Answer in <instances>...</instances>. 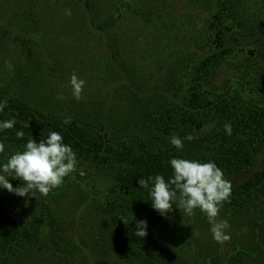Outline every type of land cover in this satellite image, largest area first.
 Wrapping results in <instances>:
<instances>
[{"label": "rangeland", "instance_id": "rangeland-1", "mask_svg": "<svg viewBox=\"0 0 264 264\" xmlns=\"http://www.w3.org/2000/svg\"><path fill=\"white\" fill-rule=\"evenodd\" d=\"M123 1L88 0L90 9L85 10L76 8L74 0H0V95L23 97L45 111L72 108L89 121L106 123L109 134L116 138L138 135V99L147 98L149 104L161 101L159 96L171 79L169 70L181 55L176 51L190 47L188 37L183 36L189 30L181 13L192 10L187 9L186 0H173L169 5L161 0H126L131 5L121 8ZM156 6L180 16L179 21L173 19L174 30L162 29ZM262 13L264 20V4ZM145 14L152 18L150 22ZM112 17L116 22L104 36L95 31L94 23ZM166 17L163 12L161 20ZM196 21L202 23L199 17ZM73 73L85 81L80 100L72 96L68 84ZM123 73L128 75L127 82L121 80ZM229 76L225 66L211 77L209 85L220 88ZM259 93L263 99L264 92ZM79 164L47 196L34 191V197L26 200L0 189V195L6 193L26 205L40 206L42 201L52 200L70 241L68 252H58L45 227L40 246L16 255L0 250V264H142L135 255H121L124 233L115 225V216L97 207L113 189L112 170L109 175ZM10 182L13 187L21 183ZM173 209L168 218L153 210L149 243L161 264H205L210 258L221 263L236 250L250 253L243 264H264V209L259 218L250 213L224 215L220 210L217 220H227L230 225L226 230L230 238L223 243L212 238L211 225L199 209L198 217L181 214L175 205ZM3 232L0 225V234Z\"/></svg>", "mask_w": 264, "mask_h": 264}, {"label": "trees", "instance_id": "trees-1", "mask_svg": "<svg viewBox=\"0 0 264 264\" xmlns=\"http://www.w3.org/2000/svg\"><path fill=\"white\" fill-rule=\"evenodd\" d=\"M186 1L187 9L192 11L182 12L181 17L187 21L189 32L183 36L188 37L190 47L176 51L181 55L174 60L173 70H169L171 79H167V88L159 96L161 101L149 104L147 98L139 97L135 109L141 128L138 135L129 133L128 138H116L109 134L106 123L89 121L72 108L45 111L23 97L0 95V100L8 105L0 113V120L14 116L17 121L13 129L0 132V140L7 145L0 162L9 152L22 149L32 137L39 140L46 138L49 131L60 132L64 142L76 152L79 165L107 171L109 175L112 170L113 189L97 207L115 216V225L124 233L121 255H135L142 264L161 263L149 243L155 214L151 201H147L148 189H140L137 181L157 173L170 176L168 161L173 156L216 162L232 186L229 200L220 209L224 215L250 213L259 218L264 209V98L258 97L260 90L264 92V0ZM74 2L76 8L90 9L88 0ZM130 5L125 0L121 8ZM155 9L159 11L157 19L162 29L174 30L173 19L179 21L180 16L159 6ZM163 12L164 17L172 15L161 20ZM197 17L202 23H197ZM147 19L150 22L152 18ZM115 22L112 17L93 26L105 31ZM113 61L118 65L117 60ZM225 66L230 74L226 84L220 88L209 85L211 77ZM127 79L123 73L121 80ZM65 117H70L71 123L64 124ZM225 124H231V135L225 133ZM20 129L25 133L23 139L15 136ZM172 135H192L194 139L185 141L183 150H177L169 143ZM196 211L194 215L198 217ZM144 219L148 222V235L139 239L134 228L136 221ZM0 225L4 228L0 250L5 255L40 246L45 227L56 250L68 252L67 226L52 200L33 206L17 203L6 193L0 195ZM246 254L250 255L236 250L225 262L216 263L210 258L205 264H243Z\"/></svg>", "mask_w": 264, "mask_h": 264}, {"label": "clouds", "instance_id": "clouds-1", "mask_svg": "<svg viewBox=\"0 0 264 264\" xmlns=\"http://www.w3.org/2000/svg\"><path fill=\"white\" fill-rule=\"evenodd\" d=\"M70 15V10L67 12ZM11 68V65H8ZM72 96L81 99L85 81L75 73L68 82ZM63 98V97H59ZM7 102L0 100V113L7 108ZM17 121L15 117L0 120V132L13 129ZM64 124L71 123L70 117H65ZM224 131L231 135V124L224 125ZM17 139H23L22 129L15 132ZM169 143L177 150H183L185 141H192V135L180 137L172 135ZM7 145L0 140V154H3ZM168 164L172 170L167 178L162 174L149 175L146 179L138 178L140 189H148L151 207L159 215L168 218L175 208L181 214L193 216L199 209L211 225L212 238L218 243L227 241L230 236L227 229L230 227L227 220H217L220 209L231 195V183L224 178V173L214 160L201 161L199 159L173 156ZM78 159L70 144L64 142L60 132L49 131L44 139H28L22 149L14 151L0 162V189L7 190L26 200L34 197V191L47 196L53 189L58 188L65 177L77 170ZM83 175V171L80 172ZM10 179L21 183L16 187ZM146 219L136 221L134 234L141 239L148 235Z\"/></svg>", "mask_w": 264, "mask_h": 264}, {"label": "crops", "instance_id": "crops-1", "mask_svg": "<svg viewBox=\"0 0 264 264\" xmlns=\"http://www.w3.org/2000/svg\"><path fill=\"white\" fill-rule=\"evenodd\" d=\"M167 1H168V2H172L173 0H167ZM33 3H34V0H33ZM164 3H165V0H164ZM112 27H113V26H112ZM109 29H111V28L109 27ZM95 31H96V29H95ZM106 31H108V30H107V29H106L105 31H101V30L98 31V30H97V32L101 33L103 36L106 34ZM101 40H102L103 42H105V43L107 42V41H105L104 38H101ZM108 44H109V43L107 42L106 45H108ZM108 47H109V45H108ZM110 47H111V46H110ZM110 47H109V48H110ZM110 49H111V48H110ZM112 57H113V59H114V56H113V55H112Z\"/></svg>", "mask_w": 264, "mask_h": 264}]
</instances>
